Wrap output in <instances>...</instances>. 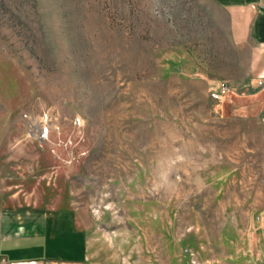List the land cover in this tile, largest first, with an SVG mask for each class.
<instances>
[{
  "label": "rangeland",
  "instance_id": "obj_1",
  "mask_svg": "<svg viewBox=\"0 0 264 264\" xmlns=\"http://www.w3.org/2000/svg\"><path fill=\"white\" fill-rule=\"evenodd\" d=\"M255 54L214 0H0V207L71 209L81 264H264Z\"/></svg>",
  "mask_w": 264,
  "mask_h": 264
},
{
  "label": "crops",
  "instance_id": "obj_2",
  "mask_svg": "<svg viewBox=\"0 0 264 264\" xmlns=\"http://www.w3.org/2000/svg\"><path fill=\"white\" fill-rule=\"evenodd\" d=\"M214 1L227 13L234 40L253 46L256 84L264 77V0ZM86 260V236L71 209L0 207V264H81Z\"/></svg>",
  "mask_w": 264,
  "mask_h": 264
},
{
  "label": "built area",
  "instance_id": "obj_3",
  "mask_svg": "<svg viewBox=\"0 0 264 264\" xmlns=\"http://www.w3.org/2000/svg\"><path fill=\"white\" fill-rule=\"evenodd\" d=\"M256 85H257L258 89L261 91V93L264 96V77H259L257 79ZM223 92H225V90ZM212 98L215 99V100H221L222 96L220 94H217V93H212ZM40 131H41V129H40ZM45 133H46V131H44V134Z\"/></svg>",
  "mask_w": 264,
  "mask_h": 264
},
{
  "label": "bare ground",
  "instance_id": "obj_4",
  "mask_svg": "<svg viewBox=\"0 0 264 264\" xmlns=\"http://www.w3.org/2000/svg\"><path fill=\"white\" fill-rule=\"evenodd\" d=\"M47 122V121H46ZM39 127H41L40 129H41V135H42V133L44 134V131H46V132H48V129L46 128V123H39V125H38ZM45 126V127H44Z\"/></svg>",
  "mask_w": 264,
  "mask_h": 264
}]
</instances>
